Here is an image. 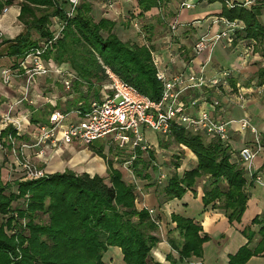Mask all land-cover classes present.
I'll return each mask as SVG.
<instances>
[{
    "label": "trees",
    "instance_id": "1",
    "mask_svg": "<svg viewBox=\"0 0 264 264\" xmlns=\"http://www.w3.org/2000/svg\"><path fill=\"white\" fill-rule=\"evenodd\" d=\"M14 1L1 0L0 12ZM170 1L138 0L140 16L144 17L154 7L163 8ZM19 5L18 19L25 25V31L1 40L0 56L9 57V65L18 67L19 60L42 42L51 40L55 25L62 23L61 37L43 56L75 74L69 90L60 80L54 81L63 90L56 105L48 103L40 108L31 105L32 124L47 123V115L55 110L68 113L87 108L94 99L107 97L111 90L106 87L108 75L104 65L150 99H161L163 85L157 77L153 45L123 41L114 32V21L95 20L90 0H81L73 16L67 14L68 0H19ZM263 10L262 4L247 8L241 3L231 6L224 3L222 15L244 25L236 30L234 41L264 40V24L260 20ZM141 30L149 33L152 26L143 24ZM19 139L28 137L20 135ZM160 144L164 148L184 147L197 157L196 166L180 173V149L181 155L172 156L170 175L163 185L157 180L148 183L156 185L162 201L181 199L200 178L208 176L204 204L219 201L230 221H241L249 199L245 190L247 178L243 162L232 159L229 143L208 138L202 131L173 127L168 135L160 134ZM117 155L120 163L131 158V153L123 150ZM129 166L137 180H151L149 170L157 171L155 150L137 148ZM15 168V172H21ZM107 173L108 177H104L66 169L38 179L25 176L6 182L0 179V215L5 217L0 222V264H107L104 257L110 247L121 249L126 264H161L152 258L160 240L159 225L149 209L137 207L135 180H126L113 163H109ZM14 202L18 205L14 206ZM172 221L176 223L174 231L178 236H169L168 240L181 259L202 257L203 244L209 238L201 235V225L177 214H172ZM262 245L254 249L243 246L231 257V262L242 264L262 252Z\"/></svg>",
    "mask_w": 264,
    "mask_h": 264
},
{
    "label": "crops",
    "instance_id": "2",
    "mask_svg": "<svg viewBox=\"0 0 264 264\" xmlns=\"http://www.w3.org/2000/svg\"><path fill=\"white\" fill-rule=\"evenodd\" d=\"M90 1L95 20L108 18L114 21L116 23L114 32L123 41L140 44L151 43L159 61L158 69L163 71L167 77L185 71L196 74L202 73L211 78L222 68L230 69L229 87L216 88L206 85L203 88L186 91L184 98L187 100L198 99L199 106L192 111L205 108L217 119L234 121L230 127L229 141L231 157L234 161H241L239 152L243 147L255 148L254 134L250 130L242 131L237 122L242 118L250 119L260 133L262 144V148L253 160V167L255 173L261 175L264 182V40L258 42L257 40L238 38L232 45L221 40L211 52L206 50L197 54L194 51V45L201 36L213 35L225 27L227 19L222 15L224 3L228 6L241 3L245 7L251 8L256 4L264 5V0H218L215 2L171 0L163 8L154 7L145 12L144 17L140 16L141 9L138 0ZM184 2H192L194 6L188 8L183 6ZM19 14V0H15L11 5H5L0 12V32L3 33L1 40L14 38L25 31V25L18 19ZM260 20L264 24V10ZM174 22L176 28L172 29ZM143 24L152 26L151 32H142L141 26ZM148 36H151V40H148ZM9 62V57L0 56V67L9 65ZM57 79L60 80L54 72L38 79V84L31 91L30 102L23 105V108L27 109L30 115L32 114L31 105L40 108L48 103L57 104L59 89L54 83ZM16 84L13 87H6L0 79V112L21 96L20 80H16ZM238 92H243L246 95L244 101L237 98ZM14 94H16V98ZM215 100L219 101V105H213ZM50 114L47 115V118ZM32 125L31 127L34 129L36 125ZM31 127L30 131H33ZM25 135L28 139H18L19 143L31 140L30 135ZM145 135L151 148L156 152L157 171L149 170L151 180L135 179L136 205L139 209L155 210L160 240L152 251L154 261L161 264H173L174 261L177 264H234L231 262V257L238 254L243 246L254 249L262 243L264 249V231H261L262 228L264 229V185L261 182L246 175L245 190L249 199L241 221H230L225 209L219 206V201L209 205L204 204V186L208 184L210 179L208 176L200 178L198 183L189 189L181 199L162 201V196L156 191V185L148 183H155L156 180L158 182L162 173L170 175L172 156L174 154L181 155L180 149H182V163L178 169L180 173L196 166L197 157L184 147H162L160 134L151 129H146ZM66 151L73 153L75 149L69 145L50 148L48 156L42 161L36 157L34 150L28 149L26 152H32L35 159L44 165L48 173H54L66 169L74 170V165L72 166L71 162H67L64 158ZM83 151L85 150L81 152ZM86 151L90 154L89 149ZM1 152L3 153L2 149H0ZM114 157L116 160L118 159L117 155ZM14 159L13 157L12 168L17 165ZM92 165L96 169H92ZM99 165L101 167L97 168ZM86 168L91 174L104 173V165L99 157L90 159ZM124 178L126 179L125 176ZM222 187L226 188L227 185L222 184ZM172 214L192 218L201 225V235H207L209 238L203 244L202 257L191 256L181 259L178 250L172 247L168 237L178 236V232L174 231L176 223L172 221ZM256 218L258 220L254 221ZM171 231L173 232L171 233ZM104 258L107 264H126L119 247H110ZM242 264H264V250L258 254H253Z\"/></svg>",
    "mask_w": 264,
    "mask_h": 264
},
{
    "label": "built area",
    "instance_id": "3",
    "mask_svg": "<svg viewBox=\"0 0 264 264\" xmlns=\"http://www.w3.org/2000/svg\"><path fill=\"white\" fill-rule=\"evenodd\" d=\"M80 1L68 0V16L74 15ZM183 6L190 8L194 6V3L184 2ZM243 26L242 22L226 20L225 27L221 31L213 35L201 36L194 45V51L197 54L206 50L211 52L221 40L232 45L236 30ZM55 28L54 37L29 51L19 60L18 67L10 65L0 67V79L4 85L13 87L17 85L13 81L21 82L19 87L21 96L0 112V149L11 151L16 166L25 178L38 179L48 174L44 165L34 161L27 154L28 149L34 150L36 157L42 161L48 156L50 148H58L60 145H70L74 142L91 145L96 140L103 139L115 150L131 153V158L124 162L130 169L129 165L135 157V150L141 148L145 151L151 147L145 135L146 129L166 136L173 127H183L191 132L202 131L208 138L218 139L225 144L229 143L230 127L234 121L217 119L205 108L192 111L199 106V101L198 99L187 100L184 98V93L206 85L216 88L229 87L230 69L222 68L211 78L202 73L185 71L167 77L158 69L159 61L155 53L153 56L157 66V77L163 85L160 100L150 99L123 81L110 67L104 65L111 90L107 97L94 99L87 108L75 109L68 113L55 110L49 115L47 123L36 125L33 131H30V127L33 126L30 112L24 109L23 105L30 102L31 91L38 84V79L54 72L67 90L71 89L75 79L72 71L46 60L43 56L47 48L61 37L64 25L57 23ZM175 28L174 22L172 29ZM2 37L3 33L0 32V40ZM237 98L244 101L246 95L238 92ZM213 105H219V101L215 100ZM237 122L242 131L250 130L255 136V148L246 146L239 152L245 173L264 185L262 176L256 174L253 167V160L262 148L260 133L248 118H242ZM8 129L10 131L3 135V132ZM25 134L30 135L31 140L19 143V136ZM167 179L168 174L162 173L158 183L163 185ZM149 212L158 223L155 210L149 209Z\"/></svg>",
    "mask_w": 264,
    "mask_h": 264
},
{
    "label": "rangeland",
    "instance_id": "4",
    "mask_svg": "<svg viewBox=\"0 0 264 264\" xmlns=\"http://www.w3.org/2000/svg\"><path fill=\"white\" fill-rule=\"evenodd\" d=\"M34 35H36L35 32H34ZM13 83L16 84V81H13ZM106 87H109L108 84L106 85ZM59 92L60 93L58 94L60 95L63 92V90L59 89ZM14 97L15 98L17 97L16 94H14ZM32 129L33 128L31 127V130ZM69 147L74 148L75 152L71 153V152L66 151L64 154V158L67 160V162H71L72 166L74 165L73 169L78 173L88 172L86 166L88 162L90 163V159H92L93 157H99L101 159V162L104 165V173H97V174H100L101 176H104V177H108L107 170H108L109 163H113L116 166V168H119V170L123 173V176H125L128 181H134L136 179L133 177L134 173L131 169H128L124 163H120L119 162L120 160L115 159L114 155H117L118 151L113 149L114 148L113 146L107 145L105 140L103 139L96 140L90 146L74 142L70 144ZM87 149H89L90 154L88 151H86ZM82 150H85V151L81 152ZM27 154L30 155L34 161H37V159H35L32 152L27 153ZM118 156L119 155H117V157ZM13 157L14 156L12 155L9 149L6 151L3 149V153L2 152L0 153V179L3 180L4 182L17 180L19 179V177L23 176L22 172L16 173L14 170L15 167L14 168L11 167L14 163ZM82 157L84 160L82 159ZM92 167H93L92 169L94 168L96 169L94 165H92ZM100 167L101 166L99 165L97 168H100ZM9 170L15 173H11ZM13 189L15 190V187ZM17 205H18V202H14V206H17ZM4 218H5L4 216L0 215V222H2Z\"/></svg>",
    "mask_w": 264,
    "mask_h": 264
}]
</instances>
